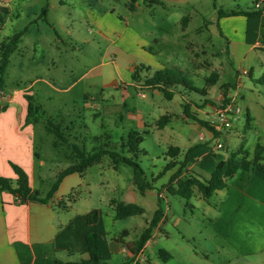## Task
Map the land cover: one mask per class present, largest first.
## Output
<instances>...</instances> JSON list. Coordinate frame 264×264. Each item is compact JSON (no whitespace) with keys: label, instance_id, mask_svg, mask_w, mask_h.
I'll return each instance as SVG.
<instances>
[{"label":"rangeland","instance_id":"obj_1","mask_svg":"<svg viewBox=\"0 0 264 264\" xmlns=\"http://www.w3.org/2000/svg\"><path fill=\"white\" fill-rule=\"evenodd\" d=\"M45 1L10 2L13 13L0 32V43L25 29L31 19L39 16L40 4ZM51 1H64L66 5L63 8L58 6L48 21L42 17L38 25L31 26V36L25 39L23 46L32 45L38 30L50 36L58 33L63 41L59 45L61 53L55 57L52 46L42 44L32 60L20 61V57H14L15 63L12 58L6 76L7 86L12 87L19 78L41 72L37 76L59 89L56 91L39 83L33 90L36 105L39 106L35 147L43 150V164L35 158V171H29L28 176L33 177L34 189L41 197L48 195L63 170L78 163L74 148L92 153L108 145L109 150L133 158L145 171L146 181L154 190H162L177 172L175 169L166 170L171 159L167 156L170 147L176 144L185 146L191 139L209 147L221 144L223 148L216 147L219 154L228 153L229 157L237 153L241 144L246 145L244 151L252 153L253 160L256 145L264 143V125H257L253 132H247L244 129L246 118L241 116L236 129L233 126L219 137L212 138L209 128L202 127L185 115L184 107L192 108L191 115L208 122L214 110L208 114H202L201 110L206 106L205 100L220 106L225 97L223 93H218L220 89L213 98L183 93L169 101L162 93H151L141 87L144 69L141 63L149 56L166 68L181 71L199 89L206 86V79L213 74L221 77V83L234 84L239 65L233 62L228 42L220 36L222 29L217 23L218 15L220 10L226 13L239 9L244 11L254 0ZM6 3L9 0L1 1L0 7ZM187 18H190V23L185 29ZM3 24L0 23V27ZM141 45L147 50L146 56L141 53ZM131 65L136 66L132 75L137 81L140 79L139 82H134L129 75ZM14 66L23 72H13ZM242 80L246 87L257 88L264 101V87L259 85L264 84V80L258 82L248 77ZM242 92L245 90L242 89ZM148 101L158 107L149 106ZM164 116H168L171 123L160 129L159 120ZM49 122L54 128H59L62 138ZM178 126L185 134L175 143L171 133ZM132 131L143 138L135 153H130L128 147L123 148L127 146ZM200 134L204 135V142L199 140ZM232 134L237 135L233 144L225 138ZM13 162L28 165L18 157H14ZM261 163L264 165V161ZM5 173L2 170L1 176L15 180ZM162 173L165 175L160 176ZM133 182L131 167L120 165L115 170L111 158L105 156L82 177L74 175L68 178L57 195L75 211L83 208L84 201L89 198L88 184L92 189V198L99 204L107 198L120 200L122 193ZM81 184L84 186L81 187ZM198 194L196 191V195L188 201L167 193L170 207L169 219L164 225L167 235L163 233L162 241L150 247L145 255L157 264H264V255L242 256L225 239L216 235L210 226L213 214L207 210L208 201L200 199ZM218 195L210 200L213 208L217 205L216 209L223 202V196ZM152 200H156L154 196ZM151 215L152 211L147 208L144 216L120 221L116 229L118 232L128 229L135 241ZM177 218L181 219L178 224ZM161 250L169 252L173 258L164 262L159 255Z\"/></svg>","mask_w":264,"mask_h":264},{"label":"crops","instance_id":"obj_2","mask_svg":"<svg viewBox=\"0 0 264 264\" xmlns=\"http://www.w3.org/2000/svg\"><path fill=\"white\" fill-rule=\"evenodd\" d=\"M1 1L3 0H0V2ZM12 1L13 0H9V3L1 7L8 10V15H6L5 22L2 27H0V32L9 17H12L13 11L10 7V2ZM26 1L31 2L32 0ZM35 1L38 2V0ZM255 1L256 0H254L253 3ZM253 3L244 11H251ZM40 5V15H36L34 19H31L29 25L25 27V29L18 31L24 32V35L21 38L18 49L10 57L9 67L12 63V58L15 60L14 57H20V61L34 59L42 44L45 45L48 43L49 46H52L53 51L56 52L55 57L61 53L59 45L60 43L62 44L63 41L58 33H55L54 36H50V34L38 30L35 32L36 40L32 41V45L27 44V46H23L25 39L28 40L31 36V26L38 25L42 17L48 21L52 12L55 11L58 6L63 8L66 3L64 1L57 3L46 0ZM46 7L48 8V14L45 17L43 10ZM23 8L22 6V9ZM20 9L21 6H19V10ZM220 11L222 13L224 12L222 10ZM93 19L94 16L92 17V20ZM187 19L188 22L185 29L190 23V18ZM217 23H219L222 29L220 36L228 42V50L232 56L233 62L238 64L239 67L236 70V81L234 84L221 83V77H219L216 85L208 91V96L204 97L205 99L210 97L213 98L218 89H220L218 93L222 94L223 86L229 84L231 87L228 89L227 96L237 99L244 110L243 116L246 118L244 129H246L247 132H253L256 128L255 126L264 125V101H262L261 92L257 88L246 87L242 80L243 78L239 77L242 70H248V78L252 80L255 79V81L258 82L264 79V17L261 15H236L219 18L218 16ZM54 27H52V29L55 31ZM142 46L143 45H141V53L146 56L147 50ZM52 63L55 66L56 62L54 59ZM142 66H144V69L141 73L143 76L141 77V87L151 93L160 94L158 90L148 87L146 81L150 79L156 71L166 69V67L157 63L154 59L151 60L149 56H146L145 61L141 63V67ZM135 67V65H131L128 68L131 77L132 72L135 71ZM8 69L5 75L4 88L8 91H15L17 93L8 107L0 109V175L2 170H5L6 176L16 178L11 163L22 167L27 174L29 171L31 172V170L32 172L35 171V158L39 160L40 164H43L41 154L43 150L35 147V126L37 124H26L28 102L25 97L26 95H30L35 99L36 95L33 90L35 85L39 83H44L56 91L59 89L55 84H51L44 78L37 76L40 75L41 72L23 76L18 79L19 81L15 83L16 85L9 87L6 84V76H8L9 73ZM13 72L21 73L23 71L18 68L16 69V66H14ZM32 78L34 80H32ZM20 85H22V87ZM259 85L264 87V84ZM242 89L245 90L244 93ZM232 90H234V93ZM177 92L175 97L178 94L190 93L183 88H178ZM148 98L147 96V100ZM199 100L203 101V99L200 98ZM147 103L149 106L158 107L155 106L156 103L152 105L149 101ZM204 103H206V106L201 110L202 114H208L213 110L215 112L218 107L210 100H205ZM190 111H193L192 108H190ZM242 117L235 121L233 125L235 129L238 127ZM169 123H171V121H169L168 124ZM167 125L164 128H166ZM196 128L199 130L198 126H196ZM184 134L183 129L178 126L177 129L171 133V137L175 139L174 142L176 143L177 140L183 138ZM209 134L214 138L211 131H209ZM236 137L237 135L233 134L225 136L226 141L232 144L235 142ZM257 145L264 146V143H258ZM216 147L217 146H205L202 143L196 142L195 139L188 140L185 146L177 144L172 145L170 148H178L180 149V153L175 159L167 155L171 158L169 163H181L187 156L188 151L191 148H194V150L188 154V166L182 172H178L180 165L173 168L177 170V172L170 177V180L175 175L178 176V179H187L190 177H196L200 180L209 179L217 165L221 161H225L229 158L228 153L225 155L219 154L220 152ZM245 147L246 145L241 144L239 150L244 151ZM247 154L245 159L242 157L240 158L239 170L235 176L229 180L228 189L218 191L215 194L216 196H219L218 194L223 196L221 207L216 209V204L215 208L212 207L210 200L215 196L214 195L206 202L208 203L207 210L209 213L213 214L212 219H210L212 230L218 237L225 239L233 250L246 257L262 256L264 255V173L256 170L252 175L250 174L252 153L247 152ZM14 157L22 158L28 165L13 162ZM262 161H264V153L262 154L261 162ZM74 175L80 174L76 173L67 176L62 181L58 192L63 187L66 180ZM80 177H82V175H80ZM29 180L31 188L36 191L33 185V177H29ZM176 182L177 179L174 181L175 186ZM80 186L83 187L84 185L81 184ZM167 186L168 185L164 186L162 190H154L150 185V188L146 189L144 193H141L133 182V185L128 186L126 191L122 193L120 200L107 198L105 201H99L98 204L92 198V189L88 184L89 198L84 201L83 208L75 211L73 206L66 204L63 199L58 197V192L48 204L36 202L20 203L12 194L3 193L0 195V264H56L57 261L71 264L88 260L89 247L87 240L88 236L92 233L98 236L99 257L103 263H127L131 257V253L128 249L120 245L117 238L120 234L127 231L129 236L123 239L124 242L132 244L136 240L134 241L131 238V233L128 229H123L121 232L117 231L116 228L120 220H118L116 212L109 205L111 200L138 205L144 210L142 216L147 213V208H149V210L152 211L151 219L159 207H162L164 216L161 222L152 231V237L147 242L143 252L136 257L137 264H157L152 262L145 254L155 243L162 241L163 233L167 235L164 230V225L169 219L170 210L167 199ZM195 195L196 192L194 196ZM152 196L155 197V201L152 200ZM160 196H163V199H161ZM198 197L200 199L202 198L201 196ZM74 202L76 201L74 200ZM94 210H99V220L96 224H89L84 217ZM132 218L133 217L124 221H128ZM180 220V218H177L176 224H178ZM150 221L146 222L143 231L148 227ZM167 253L173 258V255L169 252ZM185 264L191 263L186 262Z\"/></svg>","mask_w":264,"mask_h":264},{"label":"trees","instance_id":"obj_3","mask_svg":"<svg viewBox=\"0 0 264 264\" xmlns=\"http://www.w3.org/2000/svg\"><path fill=\"white\" fill-rule=\"evenodd\" d=\"M44 16L46 17L48 14V8H44ZM8 15V10L6 8L0 7V23H4L5 16ZM258 16L259 13L252 11H243V10H231L229 12L222 13L219 12V18L223 16ZM185 22H188V19H185ZM219 28V26H218ZM24 32H18L14 34L12 37H9L0 45V85L4 87L5 75L7 69L9 67L10 57L11 55L18 49L21 38L23 37ZM134 82L137 81L135 75H132ZM217 74H213L211 77L207 78L206 86L203 89L197 88L193 81L186 78L181 71L175 69H163L156 71L153 76L146 81V85L148 87H152L158 90L160 93L164 95V97L171 101L178 93V88H183L190 93H196L201 96H208V91L210 88L216 85L218 81ZM264 80V79H263ZM231 86L226 84L223 86V94L226 97L228 89ZM26 100L28 102V112L26 118L27 125L37 124L39 121L38 113L39 107L36 105L35 99L33 96L26 95ZM185 115L192 119L193 121L200 124L202 127L209 128V123L204 122L198 119L196 116L191 115L190 108L188 106L184 107ZM169 122V117L164 116L159 120V128L163 129ZM49 125L53 127L52 122H49ZM57 135L62 138L60 134L59 128H54ZM220 134H215V137H219ZM143 141V138L136 131H132L129 135V142L127 146L130 149V153H135L138 150V145H140ZM194 148H191L184 161L181 163L171 162L167 165L166 170L175 168L180 165L179 171L182 172L189 163L188 154L192 152ZM74 152L76 154V158L78 159V163L69 167L68 169L62 171L58 177L56 182L54 183L51 191L48 193L46 197H41V195L34 191L31 188L29 176L26 171L20 167L19 165L11 163V167L16 175L15 180L8 179L2 177L0 175V195L3 193H10L17 198L20 203L26 202H36L41 204H48L55 197L58 192L62 181L69 175L72 174H80L84 175V173L91 168L92 166L99 164L105 156L111 158L113 166L115 170H118L120 165H126L133 169L134 171V184L138 188L141 193H144L146 189L150 188V185L146 181L145 171L141 168V166L133 160V158L126 157L121 155L116 151L109 150V146L106 145L103 148H99L92 153H87L85 151L80 150L79 148H74ZM180 153V149L178 148H170L168 151V156L172 159H175ZM264 153V146L257 145L254 158L250 161V174L252 175L256 170L264 173V166L260 163L262 160V154ZM246 152H237L231 155L227 160L221 161L211 177L206 180H200L196 177H190L187 179H178V176L175 175L170 180L167 190L172 195L179 196L186 200H191L197 191L205 201H209L218 191H224L228 189V182L231 180L240 166V158L247 157ZM161 175H164L162 173ZM177 179L176 186L174 181ZM110 207L116 212L117 218L120 221L127 220L131 217H139L144 214V210L136 204H127L123 202H119L116 200H111L109 203ZM163 209L159 207V209L155 212L153 218L149 222L148 227L143 231V233L139 236V238L132 244H127L124 242V238L129 236V233L123 232L117 238V241L123 248H126L130 251L131 257L125 264H137L136 257H138L144 250L147 242L152 237V231L158 226L163 218ZM85 220L89 224H96L99 220V210H94L86 215ZM88 247H89V259L83 260L78 263L71 264H105L101 261L99 257V239L97 234H90L88 236ZM160 257L164 262H167L170 258L169 254L163 250L159 252ZM56 264H69L63 262H56Z\"/></svg>","mask_w":264,"mask_h":264},{"label":"built area","instance_id":"obj_4","mask_svg":"<svg viewBox=\"0 0 264 264\" xmlns=\"http://www.w3.org/2000/svg\"><path fill=\"white\" fill-rule=\"evenodd\" d=\"M252 12H257L259 15L264 17V0H256L251 8ZM249 76L248 70H242L240 72V77ZM17 92L8 91L0 85V109L8 107ZM244 110L239 104L235 97L226 96L223 102L218 106L213 114L211 120H209V130L215 134H222L224 131L232 129L234 122L243 116ZM216 138V137H215ZM199 140L201 142L205 141L203 134H200ZM218 149L223 148L221 144L217 146ZM163 199V196H160Z\"/></svg>","mask_w":264,"mask_h":264}]
</instances>
